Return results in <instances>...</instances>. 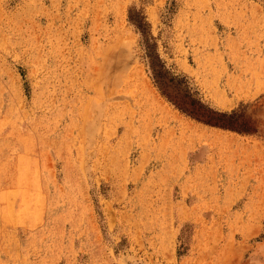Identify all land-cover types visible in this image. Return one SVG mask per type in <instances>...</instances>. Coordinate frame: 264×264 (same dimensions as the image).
<instances>
[{"label": "rangeland", "instance_id": "obj_1", "mask_svg": "<svg viewBox=\"0 0 264 264\" xmlns=\"http://www.w3.org/2000/svg\"><path fill=\"white\" fill-rule=\"evenodd\" d=\"M0 264H264V0H0Z\"/></svg>", "mask_w": 264, "mask_h": 264}]
</instances>
